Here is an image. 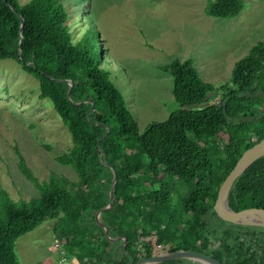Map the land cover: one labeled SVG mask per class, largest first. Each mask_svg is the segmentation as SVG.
Here are the masks:
<instances>
[{
	"label": "trees",
	"instance_id": "trees-1",
	"mask_svg": "<svg viewBox=\"0 0 264 264\" xmlns=\"http://www.w3.org/2000/svg\"><path fill=\"white\" fill-rule=\"evenodd\" d=\"M67 2L0 0V60H14L37 80L39 98L51 101L73 142L55 160L78 177L71 181L51 172L39 181L14 146L18 170L39 196L14 201L0 186V264H17L16 239L45 219L54 220L53 231L78 260L137 262L139 243L145 257L151 256L145 240L150 236L170 252L196 251L222 264L246 259L243 225L222 220L213 204L241 154L264 138V43L237 60L230 81L219 86L202 80L189 58L158 66L171 74L180 107L201 104L214 91L222 94L218 102L177 109L140 131L112 81L105 44L91 28L73 35ZM242 8L241 0H207L204 12L233 18ZM66 81L73 83L69 94ZM224 99L231 122L223 113ZM111 166L117 171L113 207L96 219L109 204ZM228 203L264 208V155L234 181Z\"/></svg>",
	"mask_w": 264,
	"mask_h": 264
},
{
	"label": "rangeland",
	"instance_id": "rangeland-1",
	"mask_svg": "<svg viewBox=\"0 0 264 264\" xmlns=\"http://www.w3.org/2000/svg\"><path fill=\"white\" fill-rule=\"evenodd\" d=\"M206 1L68 0L73 35L77 37L85 28L97 32L107 49L103 55L112 81L140 131L177 109L198 110L218 102L222 94L214 91L201 104L180 107L173 99L171 74L158 66L189 58L202 80L219 86L230 81L237 60L255 43H264V0H241L243 8L233 18L206 15ZM38 95L35 78L14 60H0V186L14 201L39 196L19 172L14 146L39 181L51 172L78 179L70 166L55 160L73 142L51 101ZM53 223L45 219L16 239L17 264H65L58 262L54 249L58 233Z\"/></svg>",
	"mask_w": 264,
	"mask_h": 264
},
{
	"label": "water",
	"instance_id": "water-1",
	"mask_svg": "<svg viewBox=\"0 0 264 264\" xmlns=\"http://www.w3.org/2000/svg\"><path fill=\"white\" fill-rule=\"evenodd\" d=\"M23 25V21H22ZM70 85V89L68 91V94L70 93V90L73 87V83L71 81H66ZM223 113L227 119L228 122L232 121V118L229 117L225 110V99L223 100ZM100 155V152L97 151ZM264 155V138L253 144L251 147L246 149L241 156L236 161L233 168L229 171L223 182L220 184V186L217 189L216 192V198L213 204V211L224 221L232 222L239 225H250V226H263L264 227V208L260 207H243V206H231L228 203V194L230 191V188L234 181L248 168L249 165H251L255 160L260 158ZM103 165H107L105 162H102ZM113 170V179L111 182V187L109 191V204L99 210L95 218L97 219L99 213L102 211H109L113 207V191L114 187L117 182V171L116 169L111 166ZM105 229V236L107 239L109 238V229L107 227H104ZM179 258H185V259H191L195 260L199 263L202 261L201 264H222L218 260L212 258L211 256L191 251V250H178L174 252H166V253H160L156 255H151L149 257H143L139 259L137 262H131L130 264H153L158 262H164L167 260L172 259H179ZM227 264H256L252 261L248 260H236L232 261Z\"/></svg>",
	"mask_w": 264,
	"mask_h": 264
},
{
	"label": "built area",
	"instance_id": "built-area-1",
	"mask_svg": "<svg viewBox=\"0 0 264 264\" xmlns=\"http://www.w3.org/2000/svg\"><path fill=\"white\" fill-rule=\"evenodd\" d=\"M146 242L149 243V247L151 250V255H156L160 253L169 252V245H162L156 243L155 236H150L145 238ZM54 249L57 250L59 254V263L65 264H100L96 259L88 260L87 257H84L82 260H78L75 255H71L63 246V240L58 234L54 243ZM136 255L141 259L143 256L145 257V253L147 252L146 248L142 243L137 245Z\"/></svg>",
	"mask_w": 264,
	"mask_h": 264
},
{
	"label": "flooded vegetation",
	"instance_id": "flooded-vegetation-1",
	"mask_svg": "<svg viewBox=\"0 0 264 264\" xmlns=\"http://www.w3.org/2000/svg\"><path fill=\"white\" fill-rule=\"evenodd\" d=\"M240 231L246 238L244 250L247 255L243 260L264 264V227L243 225Z\"/></svg>",
	"mask_w": 264,
	"mask_h": 264
}]
</instances>
